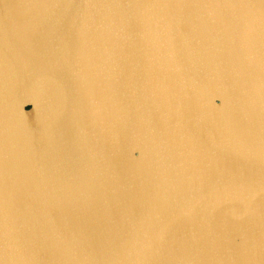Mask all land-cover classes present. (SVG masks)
Wrapping results in <instances>:
<instances>
[{"label": "water", "instance_id": "water-1", "mask_svg": "<svg viewBox=\"0 0 264 264\" xmlns=\"http://www.w3.org/2000/svg\"><path fill=\"white\" fill-rule=\"evenodd\" d=\"M0 264H264V0H0Z\"/></svg>", "mask_w": 264, "mask_h": 264}]
</instances>
